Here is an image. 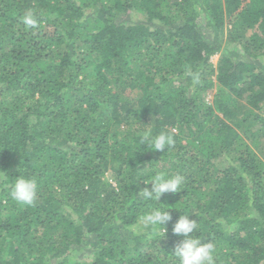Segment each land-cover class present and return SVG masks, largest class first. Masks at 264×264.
Returning <instances> with one entry per match:
<instances>
[{"label":"trees","instance_id":"16d2710c","mask_svg":"<svg viewBox=\"0 0 264 264\" xmlns=\"http://www.w3.org/2000/svg\"><path fill=\"white\" fill-rule=\"evenodd\" d=\"M262 136L264 0H0V264H178L185 213L215 264H264ZM160 172L182 190L144 200Z\"/></svg>","mask_w":264,"mask_h":264},{"label":"clouds","instance_id":"9594fccd","mask_svg":"<svg viewBox=\"0 0 264 264\" xmlns=\"http://www.w3.org/2000/svg\"><path fill=\"white\" fill-rule=\"evenodd\" d=\"M23 22L31 27L36 26V14L28 12L25 14ZM194 82H198L195 74L189 73ZM174 144V136L168 131H160L153 134L150 129L145 130L140 137V145H146L147 149L166 152ZM151 184V188L144 187L139 192V196L144 200H155L167 192H180L184 184V177L179 174L169 175L165 172L157 173L146 184ZM38 184L33 177L23 175L17 176L10 191L13 200L25 206L34 205L37 198ZM169 209V208H168ZM168 209L153 208L141 218L142 228H152L165 236L167 224L172 220ZM198 231V221L190 219L189 214H183L172 226L174 235L182 236L174 247L173 253L178 259V264H215V249L210 242H204L194 232Z\"/></svg>","mask_w":264,"mask_h":264},{"label":"rangeland","instance_id":"374dc122","mask_svg":"<svg viewBox=\"0 0 264 264\" xmlns=\"http://www.w3.org/2000/svg\"><path fill=\"white\" fill-rule=\"evenodd\" d=\"M230 28V25H227V28H225L224 29V32H223V35H222V37H220V42H221V45L223 46L224 45V38H225V36H226V34H227V30ZM218 56H219V53H215L211 58H210V61H211V63L214 65V64H216V61H217V59H218ZM211 96H212V94L210 93V94H208V95H206V99H211ZM244 104V103H243ZM261 140H262V146H261V148H260V152H261V155H262V157H263V159H264V136H262V138H261ZM91 256V254H88L87 253V250L86 249H81V250H79V252H78V254H77V258H82V259H84L83 261H85V260H87V261H89L90 259V257H88V256ZM89 259V260H88Z\"/></svg>","mask_w":264,"mask_h":264}]
</instances>
